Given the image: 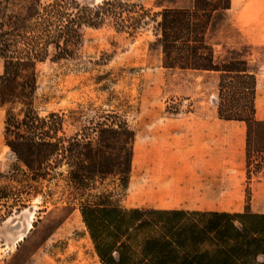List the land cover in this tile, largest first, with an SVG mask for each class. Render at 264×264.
<instances>
[{
    "label": "trees",
    "instance_id": "1",
    "mask_svg": "<svg viewBox=\"0 0 264 264\" xmlns=\"http://www.w3.org/2000/svg\"><path fill=\"white\" fill-rule=\"evenodd\" d=\"M231 4L192 0L189 6H166L153 14L140 6L128 16L129 27L135 30L152 19L153 42L164 67L219 73V115L246 122L247 157L256 154L258 164L264 157V120L256 117V74L246 58L218 60L208 38L216 18ZM126 6L123 0L93 6L78 0H25L21 11L0 18V107L25 104L21 114L12 106L6 110V144L34 180L66 165L72 197L109 175H118L126 189L135 130L117 112L107 111L94 125L65 134L63 114L40 115L31 105L35 64L46 58L50 46L56 58L71 56L82 24L99 25L111 17L124 27ZM3 193L0 204L10 197ZM79 210L100 264H264V211L248 206L236 212L128 208L100 193L81 200Z\"/></svg>",
    "mask_w": 264,
    "mask_h": 264
},
{
    "label": "rangeland",
    "instance_id": "2",
    "mask_svg": "<svg viewBox=\"0 0 264 264\" xmlns=\"http://www.w3.org/2000/svg\"><path fill=\"white\" fill-rule=\"evenodd\" d=\"M78 1L91 6L102 2ZM123 2L127 4L124 27L111 17L99 25L82 24L81 39L71 56L56 58L50 46L46 58L35 64L37 87L31 105L40 115L63 114L62 132L67 135L94 125L107 111L117 112L120 120L132 126L146 117L139 113L148 108L166 107L175 112L217 107V71L164 67L160 48L153 42L152 19L147 18L135 30L129 27L132 19L128 16H135L133 10L140 6L153 14L166 6H189L192 0ZM24 3L0 0V18L21 11ZM247 31L252 33H244ZM208 38L218 60H248L257 77L256 117L264 120V0H233L230 9L216 18ZM9 106L21 114L25 104L15 101L0 107V190L10 195L0 204V264H63L60 254L73 239L84 244L89 264H100L79 205L81 200L100 193L110 195L112 200L122 199L126 191L118 175L96 181L77 197L69 194L66 165L57 167L46 178L32 179L5 141ZM256 158L255 154L249 160L246 151L244 204L253 211H264V157L258 164Z\"/></svg>",
    "mask_w": 264,
    "mask_h": 264
},
{
    "label": "crops",
    "instance_id": "3",
    "mask_svg": "<svg viewBox=\"0 0 264 264\" xmlns=\"http://www.w3.org/2000/svg\"><path fill=\"white\" fill-rule=\"evenodd\" d=\"M144 111L139 114L146 117L132 125V168L126 194L118 200L123 206L228 212L245 209L244 120L221 117L218 107Z\"/></svg>",
    "mask_w": 264,
    "mask_h": 264
},
{
    "label": "bare ground",
    "instance_id": "4",
    "mask_svg": "<svg viewBox=\"0 0 264 264\" xmlns=\"http://www.w3.org/2000/svg\"><path fill=\"white\" fill-rule=\"evenodd\" d=\"M73 221H75V219L74 220L72 219L71 222L73 223ZM30 227H32V225H30ZM22 238L23 237L21 236L19 240H21ZM66 245H68V249L60 254L63 264H89L90 260L88 255L86 254V248L83 246L84 244L81 241H74L73 239V242L71 241L69 244L67 243ZM58 252L59 251H57L56 253ZM59 261L61 260L59 259Z\"/></svg>",
    "mask_w": 264,
    "mask_h": 264
}]
</instances>
